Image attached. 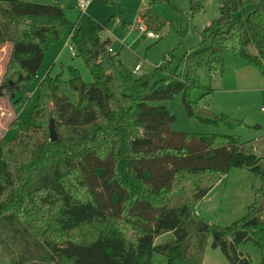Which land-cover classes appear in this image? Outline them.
I'll return each mask as SVG.
<instances>
[{"label": "trees", "instance_id": "1", "mask_svg": "<svg viewBox=\"0 0 264 264\" xmlns=\"http://www.w3.org/2000/svg\"><path fill=\"white\" fill-rule=\"evenodd\" d=\"M161 1L147 0L149 6ZM186 1L195 14L206 0ZM219 1V18L182 55L179 79L164 66L135 77L118 53L108 52L102 33L114 18L74 24L58 0H0V46L11 45L1 82L9 96L27 92L47 48L65 34L92 78L84 83L68 67L75 104L61 91V75L42 80L27 120L15 119L8 128L14 138L0 139V249L12 264H151L155 254L168 264H202L209 239L229 264H250L237 247L251 242L264 264V156L245 152L235 135L174 133V117L150 105L182 94L193 116L212 91L205 88L196 106L187 95L200 87L201 70L225 73L224 52L264 75V0ZM139 18L150 32L162 28L148 11ZM14 101L22 104L23 97ZM200 120L241 125L225 116ZM232 169L250 171L261 185L246 214L221 229L195 207ZM164 234L171 237L155 245Z\"/></svg>", "mask_w": 264, "mask_h": 264}, {"label": "rangeland", "instance_id": "2", "mask_svg": "<svg viewBox=\"0 0 264 264\" xmlns=\"http://www.w3.org/2000/svg\"><path fill=\"white\" fill-rule=\"evenodd\" d=\"M12 1V0H9ZM38 5H54L56 0H21ZM70 23L91 18L99 24L114 18L110 31L111 48L119 53L121 61L132 72L139 67L140 74L146 75L155 67H167L179 79L184 78L185 68L181 61L184 52L195 47L200 41V32L220 16V1L206 0L203 10L191 14L186 0H162L149 6L147 0H90L86 10L81 13L75 0H58ZM148 11L162 24L160 30H152L155 38H147L138 31L140 13ZM116 21V22H115ZM104 31L102 37L105 38ZM11 45L0 46V139H13L14 130L9 125L17 118L26 121L34 106L35 90L42 80L61 75L62 93L76 103L77 95L69 88L68 67L76 69L84 83H91L92 78L80 58H76L70 48V40L65 34L58 42L47 48L36 78L26 87L25 93L10 95L2 86V77L9 59ZM251 54H256L249 47ZM224 74L199 72L200 87L190 89L187 99L191 105L198 104V99L209 88L212 92L204 100L201 109L207 110L211 117L225 116L241 122V125L229 127L225 123H207L200 118H207L193 109V116H188L182 104L183 95L177 94L171 100L151 102V106L165 107L174 117L171 131L180 134H217L235 135L242 149L247 153L264 156V75L238 56L224 52ZM264 65V64H263ZM23 97V103L14 105L15 98ZM57 136V135H56ZM261 185L260 179L248 170L232 169L220 176L205 198L197 204L195 211L210 225L225 229L241 219L252 204L254 190ZM171 237L164 234L155 240L161 245ZM207 263L229 264L218 248H212L211 239L207 244ZM238 254L247 257L250 264H260L259 249L251 242L237 247ZM153 257L167 260L158 254ZM0 264H12L11 258L0 249Z\"/></svg>", "mask_w": 264, "mask_h": 264}, {"label": "built area", "instance_id": "3", "mask_svg": "<svg viewBox=\"0 0 264 264\" xmlns=\"http://www.w3.org/2000/svg\"><path fill=\"white\" fill-rule=\"evenodd\" d=\"M89 3H90V0H75V4H76L77 8L81 11V13H83L86 10V8L88 7ZM138 31L140 33H145L147 38H150V39L155 38V35L152 32L146 30V28L143 25L138 26ZM108 52L112 53L113 50L109 47L108 48ZM139 71H140V69L136 68L133 71V74L134 75H138V74H140Z\"/></svg>", "mask_w": 264, "mask_h": 264}, {"label": "crops", "instance_id": "4", "mask_svg": "<svg viewBox=\"0 0 264 264\" xmlns=\"http://www.w3.org/2000/svg\"><path fill=\"white\" fill-rule=\"evenodd\" d=\"M116 22V21H115ZM110 31L109 30H106V33H105V38H103V39H107L108 41H109V47L111 48V38H110ZM112 49V48H111ZM113 50V49H112ZM113 52L114 53H118V52H115L114 50H113ZM119 54V53H118ZM123 62V61H122ZM125 65V64H124ZM137 68H139V67H137ZM140 72V71H139ZM264 148V147H263ZM264 153V152H263ZM213 248V247H212ZM206 259H207V247H206V249H205V253H204V258H203V262H202V264H209V263H207V261H206ZM151 264H168V263H166L163 259H160L159 257L158 258H154V257H152V260H151Z\"/></svg>", "mask_w": 264, "mask_h": 264}, {"label": "water", "instance_id": "5", "mask_svg": "<svg viewBox=\"0 0 264 264\" xmlns=\"http://www.w3.org/2000/svg\"><path fill=\"white\" fill-rule=\"evenodd\" d=\"M199 113L205 116L211 117V114L205 109H201ZM48 132H49V141L51 143L57 141V136H56V132H55L54 124L52 120L49 121Z\"/></svg>", "mask_w": 264, "mask_h": 264}]
</instances>
